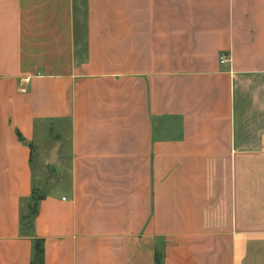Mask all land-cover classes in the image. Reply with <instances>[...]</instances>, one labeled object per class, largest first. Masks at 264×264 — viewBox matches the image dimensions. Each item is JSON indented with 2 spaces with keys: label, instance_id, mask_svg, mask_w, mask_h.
<instances>
[{
  "label": "crops",
  "instance_id": "1",
  "mask_svg": "<svg viewBox=\"0 0 264 264\" xmlns=\"http://www.w3.org/2000/svg\"><path fill=\"white\" fill-rule=\"evenodd\" d=\"M40 140L64 191L35 186ZM37 240L44 264H264V0H0V264Z\"/></svg>",
  "mask_w": 264,
  "mask_h": 264
},
{
  "label": "rangeland",
  "instance_id": "2",
  "mask_svg": "<svg viewBox=\"0 0 264 264\" xmlns=\"http://www.w3.org/2000/svg\"><path fill=\"white\" fill-rule=\"evenodd\" d=\"M37 144L38 146L35 148L34 158H33L35 186L39 188L40 187L43 188V190L47 193L54 191H64L65 187L63 183H58V184L46 183L45 177H47V175H51L50 177H48V180L52 179L55 176L54 172H56L57 166L48 163L46 160L44 161L46 157V146L42 147L41 140L38 141Z\"/></svg>",
  "mask_w": 264,
  "mask_h": 264
},
{
  "label": "trees",
  "instance_id": "3",
  "mask_svg": "<svg viewBox=\"0 0 264 264\" xmlns=\"http://www.w3.org/2000/svg\"><path fill=\"white\" fill-rule=\"evenodd\" d=\"M40 199L41 198L39 195L37 194L34 195L28 214L22 218L24 227L26 225H29L30 220L35 215ZM32 264H44V248H43V242L40 240H37L34 244V254H33ZM156 264H161L159 258H156Z\"/></svg>",
  "mask_w": 264,
  "mask_h": 264
},
{
  "label": "built area",
  "instance_id": "4",
  "mask_svg": "<svg viewBox=\"0 0 264 264\" xmlns=\"http://www.w3.org/2000/svg\"><path fill=\"white\" fill-rule=\"evenodd\" d=\"M228 61V59H227V57L225 56V55H221L220 57H219V63L220 64H224V63H226Z\"/></svg>",
  "mask_w": 264,
  "mask_h": 264
}]
</instances>
